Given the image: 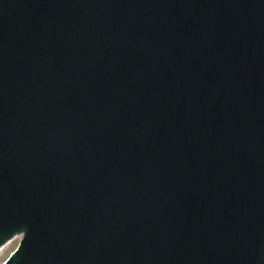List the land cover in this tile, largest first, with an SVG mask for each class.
Returning a JSON list of instances; mask_svg holds the SVG:
<instances>
[{"label": "water", "instance_id": "obj_1", "mask_svg": "<svg viewBox=\"0 0 264 264\" xmlns=\"http://www.w3.org/2000/svg\"><path fill=\"white\" fill-rule=\"evenodd\" d=\"M15 236L2 264H264V0H0Z\"/></svg>", "mask_w": 264, "mask_h": 264}, {"label": "rangeland", "instance_id": "obj_2", "mask_svg": "<svg viewBox=\"0 0 264 264\" xmlns=\"http://www.w3.org/2000/svg\"><path fill=\"white\" fill-rule=\"evenodd\" d=\"M18 244V240L11 244V251L0 254V264L9 256V254L15 249Z\"/></svg>", "mask_w": 264, "mask_h": 264}]
</instances>
